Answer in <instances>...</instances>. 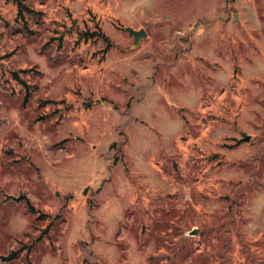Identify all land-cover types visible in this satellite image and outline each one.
<instances>
[{
  "label": "rangeland",
  "instance_id": "1",
  "mask_svg": "<svg viewBox=\"0 0 264 264\" xmlns=\"http://www.w3.org/2000/svg\"><path fill=\"white\" fill-rule=\"evenodd\" d=\"M21 5L0 264H264V0Z\"/></svg>",
  "mask_w": 264,
  "mask_h": 264
},
{
  "label": "trees",
  "instance_id": "2",
  "mask_svg": "<svg viewBox=\"0 0 264 264\" xmlns=\"http://www.w3.org/2000/svg\"><path fill=\"white\" fill-rule=\"evenodd\" d=\"M14 2H16L20 7L24 6V5H21V0H14Z\"/></svg>",
  "mask_w": 264,
  "mask_h": 264
},
{
  "label": "water",
  "instance_id": "3",
  "mask_svg": "<svg viewBox=\"0 0 264 264\" xmlns=\"http://www.w3.org/2000/svg\"><path fill=\"white\" fill-rule=\"evenodd\" d=\"M142 32H135V35L139 36Z\"/></svg>",
  "mask_w": 264,
  "mask_h": 264
},
{
  "label": "crops",
  "instance_id": "4",
  "mask_svg": "<svg viewBox=\"0 0 264 264\" xmlns=\"http://www.w3.org/2000/svg\"><path fill=\"white\" fill-rule=\"evenodd\" d=\"M64 1V0H63ZM66 1V0H65ZM94 3V2H93Z\"/></svg>",
  "mask_w": 264,
  "mask_h": 264
}]
</instances>
